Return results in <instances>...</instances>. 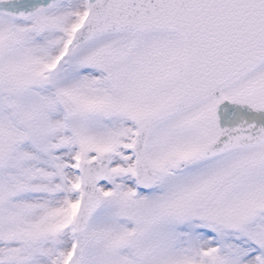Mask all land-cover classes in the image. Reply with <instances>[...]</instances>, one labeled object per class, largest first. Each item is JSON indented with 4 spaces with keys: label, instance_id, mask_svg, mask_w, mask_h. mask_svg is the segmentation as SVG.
Listing matches in <instances>:
<instances>
[{
    "label": "snow or ice",
    "instance_id": "6c2138e0",
    "mask_svg": "<svg viewBox=\"0 0 264 264\" xmlns=\"http://www.w3.org/2000/svg\"><path fill=\"white\" fill-rule=\"evenodd\" d=\"M0 264H264V0H0Z\"/></svg>",
    "mask_w": 264,
    "mask_h": 264
}]
</instances>
